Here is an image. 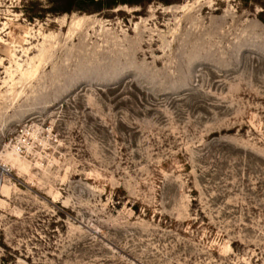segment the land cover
Wrapping results in <instances>:
<instances>
[{
  "label": "rangeland",
  "instance_id": "obj_1",
  "mask_svg": "<svg viewBox=\"0 0 264 264\" xmlns=\"http://www.w3.org/2000/svg\"><path fill=\"white\" fill-rule=\"evenodd\" d=\"M0 264H264V0H0Z\"/></svg>",
  "mask_w": 264,
  "mask_h": 264
},
{
  "label": "bare ground",
  "instance_id": "obj_2",
  "mask_svg": "<svg viewBox=\"0 0 264 264\" xmlns=\"http://www.w3.org/2000/svg\"><path fill=\"white\" fill-rule=\"evenodd\" d=\"M89 18H90V16H86V17H81L80 19H79V21L81 22V21H88L89 20Z\"/></svg>",
  "mask_w": 264,
  "mask_h": 264
},
{
  "label": "trees",
  "instance_id": "obj_3",
  "mask_svg": "<svg viewBox=\"0 0 264 264\" xmlns=\"http://www.w3.org/2000/svg\"><path fill=\"white\" fill-rule=\"evenodd\" d=\"M70 8H68V10H69Z\"/></svg>",
  "mask_w": 264,
  "mask_h": 264
}]
</instances>
